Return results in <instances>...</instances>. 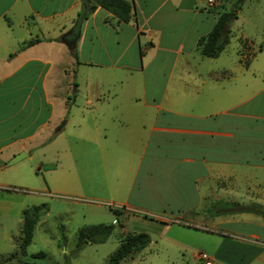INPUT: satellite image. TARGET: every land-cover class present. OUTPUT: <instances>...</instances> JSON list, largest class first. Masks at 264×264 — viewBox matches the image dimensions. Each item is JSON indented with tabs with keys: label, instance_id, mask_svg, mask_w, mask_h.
<instances>
[{
	"label": "crops",
	"instance_id": "crops-1",
	"mask_svg": "<svg viewBox=\"0 0 264 264\" xmlns=\"http://www.w3.org/2000/svg\"><path fill=\"white\" fill-rule=\"evenodd\" d=\"M81 1L0 0V193L22 191L21 177L3 176L15 154L55 143L41 162L45 193L99 178L103 200L124 211L166 218L209 204L236 239L222 241L228 258L264 263V217L224 207L264 205V45L243 34L248 59L222 58L227 46L202 56L198 39L216 20L206 0H128L136 26L86 0L69 51L60 38ZM229 222L247 229L229 233Z\"/></svg>",
	"mask_w": 264,
	"mask_h": 264
},
{
	"label": "rangeland",
	"instance_id": "rangeland-1",
	"mask_svg": "<svg viewBox=\"0 0 264 264\" xmlns=\"http://www.w3.org/2000/svg\"><path fill=\"white\" fill-rule=\"evenodd\" d=\"M237 4V17L230 23V40L221 56L228 59L236 56L241 58L244 52L248 59L252 51L244 48V51L237 52L239 37L245 34L264 45V0H242L240 3L239 0H206L205 7L217 15L223 10L235 8ZM239 47L242 49V44ZM86 68L80 67L78 82L82 88ZM70 130L68 126L64 132L66 136ZM65 135L63 138H66ZM55 146L53 143L44 154L39 149L32 151L10 167V172H3L7 178L5 181L10 179V183L14 176H17L16 180L21 177L23 188L19 192L18 187L10 184V195L0 193V218H8L10 230L5 238L0 235V260L16 252V257L12 259L14 264H106L109 255L125 235L145 233L150 240L147 247L134 252L119 264H245L238 259L234 263L228 258L229 251H225L226 246L222 241L234 238L227 233L221 234V227L214 225V220L205 212L209 204L187 214L176 213L166 218L124 211L103 200L102 186L95 183L99 178L81 182L72 188L58 187L50 194L45 193L46 174L41 162L55 159ZM41 204H46L47 211L40 216L34 228L32 240L26 247V255L21 256L17 243L22 210ZM114 208L120 213H114ZM94 224L112 225L108 238L104 242L86 243L76 250L78 230ZM238 226L241 224L229 222L225 227L229 233L236 232L233 228L247 229ZM39 252H43L44 257L34 259L33 255ZM199 255H205L208 259H202ZM240 255L248 254L241 252ZM252 264L264 263L255 260Z\"/></svg>",
	"mask_w": 264,
	"mask_h": 264
},
{
	"label": "trees",
	"instance_id": "trees-1",
	"mask_svg": "<svg viewBox=\"0 0 264 264\" xmlns=\"http://www.w3.org/2000/svg\"><path fill=\"white\" fill-rule=\"evenodd\" d=\"M242 0H239V3ZM90 12L97 6L108 11L112 15L115 23H130L136 26V13L134 4L128 0H88ZM239 4L231 10H223L216 15L215 23L212 29L204 36L198 39V48L202 56L214 58L226 47L230 40V23L237 17L236 12ZM38 40L32 39L24 42L22 48L32 45ZM142 52L140 51V54ZM224 207H231L238 211L250 212L264 217V205L250 203L240 205L236 202L224 204ZM47 211L46 204L28 206L22 210L20 237L17 247L21 256L26 255V247L30 244L33 231L38 223L40 216ZM114 213H120L116 208ZM112 231V225L94 224L82 227L76 235V250H79L86 243L104 242ZM150 240L147 234H127L109 255L106 264H119L120 261L131 256L134 252L143 250L149 244ZM16 257V252L7 255V258L0 260V264H14L12 259ZM44 253L39 252L33 255V258H43ZM23 263V262H22ZM25 264V263H23ZM27 264V263H26Z\"/></svg>",
	"mask_w": 264,
	"mask_h": 264
},
{
	"label": "water",
	"instance_id": "water-1",
	"mask_svg": "<svg viewBox=\"0 0 264 264\" xmlns=\"http://www.w3.org/2000/svg\"><path fill=\"white\" fill-rule=\"evenodd\" d=\"M89 11V8L86 6V0H82L81 1V4H80V8H79V11H78V14L74 20V23L72 25V27L67 31L65 32L60 40L61 42L67 47V49L69 51H72L75 46H76V42H77V39H78V36H79V32H80V28H81V25H82V21L84 19V16L86 15V13ZM61 128V126H59L57 128V130H59ZM26 152L24 151H21L17 154H15L8 162H7V165L10 166V165H13L15 164L16 162L20 161L21 159H23L24 157H26Z\"/></svg>",
	"mask_w": 264,
	"mask_h": 264
},
{
	"label": "built area",
	"instance_id": "built-area-1",
	"mask_svg": "<svg viewBox=\"0 0 264 264\" xmlns=\"http://www.w3.org/2000/svg\"><path fill=\"white\" fill-rule=\"evenodd\" d=\"M199 257L202 258V259H208V257L205 256V255H199Z\"/></svg>",
	"mask_w": 264,
	"mask_h": 264
}]
</instances>
